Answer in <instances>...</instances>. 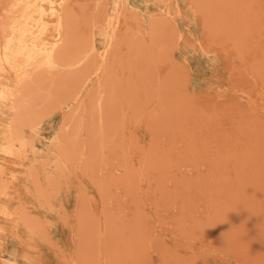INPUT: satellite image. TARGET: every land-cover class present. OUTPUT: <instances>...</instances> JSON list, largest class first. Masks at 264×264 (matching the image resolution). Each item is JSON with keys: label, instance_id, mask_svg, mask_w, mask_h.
<instances>
[{"label": "rangeland", "instance_id": "1", "mask_svg": "<svg viewBox=\"0 0 264 264\" xmlns=\"http://www.w3.org/2000/svg\"><path fill=\"white\" fill-rule=\"evenodd\" d=\"M30 1L0 0V264H264V0Z\"/></svg>", "mask_w": 264, "mask_h": 264}, {"label": "bare ground", "instance_id": "2", "mask_svg": "<svg viewBox=\"0 0 264 264\" xmlns=\"http://www.w3.org/2000/svg\"><path fill=\"white\" fill-rule=\"evenodd\" d=\"M31 5H34L33 1L30 0H18V2L16 3V8L18 10H24L29 8ZM14 26V28L16 29V37L15 39H10L8 40V43L5 45V47L7 49L13 50V48L15 46H19L22 42H23V38L22 36H24L25 30L27 29V24L25 21H20V22H14L12 24ZM24 57H56L57 55V51L56 50H52L51 53L49 55L43 56V55H36L35 53H33L31 50H27L25 52H23L22 54ZM50 64V59H44L41 61L40 66L44 67ZM29 98L32 100V102H38L39 98L36 94H32L29 93ZM28 113L26 111H24L22 108L19 109V113L16 116V122L14 125L15 130H18V128L20 126L23 125H28L29 122H27L28 118ZM15 140L14 137H12L9 141ZM20 145L19 141H15L12 144H9V146L6 148V150L8 152H12L13 147L16 146L18 147Z\"/></svg>", "mask_w": 264, "mask_h": 264}]
</instances>
